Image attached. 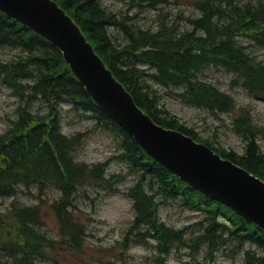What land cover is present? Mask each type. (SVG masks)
Returning <instances> with one entry per match:
<instances>
[{
    "label": "trees",
    "instance_id": "trees-1",
    "mask_svg": "<svg viewBox=\"0 0 264 264\" xmlns=\"http://www.w3.org/2000/svg\"><path fill=\"white\" fill-rule=\"evenodd\" d=\"M55 1L82 26L87 38L115 76L157 123L206 143L223 157L264 179V149L258 144L257 130L248 112H243L235 121V129L247 142L245 153L239 155L216 147L211 141L200 138L193 129L181 124L160 106L159 92L151 85L152 81L166 87L182 85L184 90L176 93V96L183 102L212 113H230L236 108L233 97L199 80L195 73L208 63H218L232 72L250 95L264 100V63L257 61L246 47L237 45L235 40L248 37L264 46V0H195L194 8L200 12V17L191 19L193 30L185 31L162 21L156 29L158 31L140 29L136 33L126 18H117L107 11L108 6L104 5L107 0ZM131 1L141 5L144 0ZM151 2L149 4L156 7L158 1ZM109 24L126 28L131 33V43L116 46L106 29V26H111ZM147 47L151 51L138 54ZM0 49L16 52L12 59L0 60V91L10 88L25 100L22 107L17 108V117L11 120L8 130L0 134V199L15 197L19 188L24 186L35 187L40 194L53 187L60 193V197L51 204L60 230L69 238L68 243L73 241L77 243L74 247H78L82 225L75 220L74 200L85 188L77 184L81 182V185L82 180L88 178L84 185L90 182L92 185H102L104 176L101 170H106V167L104 164L90 166L75 162L72 154L80 147L83 135L70 136L62 132L60 106L68 103L77 111L90 112L97 126L113 132L119 139L122 161L139 176L138 183L129 192L136 212L132 229L142 230L145 227L154 238L156 243L152 248L160 258L156 264H166V249L173 241L181 245L186 241L184 231L167 226L159 216L160 205L177 200L204 216L197 223L202 232L194 239V245H207L211 250L228 248L230 244L243 250L248 245L245 251L247 264H264V231L261 228L192 189L156 163L126 131L95 105L57 48L1 12ZM139 62L152 66L150 76H146V69L137 68ZM29 78L34 79V84L27 85L30 93H25L21 89L24 83L21 82ZM32 100L41 101L47 110L35 111L34 106L31 108ZM146 186L155 189V193L149 194ZM73 188L76 189L73 191ZM9 214L8 219L12 222L10 228L5 224L1 226L0 220V229L3 227L0 230V264H8L12 260L16 264L47 262L53 240L41 229L43 215L39 205L25 206L14 202ZM135 236L142 238L138 239L139 243H148V237L138 233Z\"/></svg>",
    "mask_w": 264,
    "mask_h": 264
},
{
    "label": "rangeland",
    "instance_id": "rangeland-1",
    "mask_svg": "<svg viewBox=\"0 0 264 264\" xmlns=\"http://www.w3.org/2000/svg\"><path fill=\"white\" fill-rule=\"evenodd\" d=\"M144 0L142 6L131 0H107L104 5L117 18H126L131 29H150L157 31L162 21L172 22L182 30L191 29V19L199 17L200 13L194 8L195 0H157L156 7ZM148 3V4H147ZM152 3V2H151ZM170 24V25H172ZM111 35L119 46L128 40V33L123 27H111ZM136 33V31H135ZM241 42L257 61L264 63V46H261L247 37ZM16 52L9 49H0V60H10ZM127 55V54H126ZM129 61V58H126ZM140 66L149 74L151 65ZM143 65V66H142ZM200 78L215 84L221 91L233 97L236 109L231 113H212L206 109L183 102L176 96L184 90L183 86H161L154 81L151 85L160 95V106L174 115L181 124L193 129L203 140L211 141L216 147L237 154L245 153L247 145L244 136L235 129V119L243 112H248L252 124L256 127L258 144L264 149V100H257L251 96L241 81L235 79L232 72L225 67L208 66L200 72ZM31 75V73H30ZM150 76V74H149ZM29 80L23 81L30 85ZM34 84V81L32 82ZM29 93V92H27ZM31 103L35 111L44 112L46 105L41 101ZM25 100L14 97L9 89L0 92V134L5 132L12 119L16 117V109L21 108ZM60 115L62 132L73 136L82 133V143L74 151L75 159L90 166L104 164L105 170L101 175L106 179L100 185H89L81 191L74 209L75 220L82 226L79 235L78 247L68 243L69 238L63 235L60 224L51 207L52 202L60 196L53 187H49L41 194L37 188L21 187L16 197L0 199L1 226H12L9 221V209L13 203L27 206L39 205L43 215L42 231L53 240L50 247L49 259L43 264H156L160 261L156 251L149 245L156 243L145 229H132L136 216L133 201L129 196L130 189L139 181L138 174L132 172L120 157V143L113 132L96 127L90 112L77 111L67 103H62ZM148 192H153L146 186ZM161 220L169 227L177 230L184 229L188 244H179L173 241L170 250L175 249L164 259L166 264H247L245 249L234 247L211 250L207 245H194L202 230L197 225L203 219L201 212L193 211L183 202L169 201L160 208ZM7 219V220H6ZM6 220V222H5ZM1 227V231H2ZM144 235L148 245L139 243L136 234ZM196 242V240H195ZM177 247V248H176ZM11 261H9L10 263ZM12 262L16 263L14 260Z\"/></svg>",
    "mask_w": 264,
    "mask_h": 264
},
{
    "label": "water",
    "instance_id": "water-1",
    "mask_svg": "<svg viewBox=\"0 0 264 264\" xmlns=\"http://www.w3.org/2000/svg\"><path fill=\"white\" fill-rule=\"evenodd\" d=\"M0 11L63 54L99 108L108 112L155 161L264 229V181L207 145L158 125L106 67L82 29L53 0H0Z\"/></svg>",
    "mask_w": 264,
    "mask_h": 264
},
{
    "label": "bare ground",
    "instance_id": "bare-ground-1",
    "mask_svg": "<svg viewBox=\"0 0 264 264\" xmlns=\"http://www.w3.org/2000/svg\"><path fill=\"white\" fill-rule=\"evenodd\" d=\"M166 0H162V1H160L161 3H163V2H165ZM143 3H144V1H142ZM142 2H141V5H139V6H142ZM102 3V2H101ZM264 5V4H263ZM106 7V6H105ZM107 11L110 13V14H112L113 12L112 11H109L108 10V8H107ZM200 13V12H199ZM89 15V14H88ZM81 16V15H80ZM73 17V16H72ZM90 17V16H89ZM200 17V16H199ZM199 17H197V18H199ZM86 18H87V16H86ZM196 18V17H195ZM73 19H74V17H73ZM76 23H77V21H75ZM172 23V22H171ZM78 24V23H77ZM79 25V24H78ZM109 25H111V26H106V29H108V31H109V33L111 34V32H110V28L111 27H117V28H119V27H121V26H119V25H112V24H109ZM80 26V28L82 29V26L81 25H79ZM168 27V26H167ZM124 28V27H123ZM166 28V27H165ZM141 28H137V29H132L133 30V32L135 33V31L136 32H138V30H140ZM239 29L241 30V28L239 27ZM239 29H238V31H239ZM243 29V28H242ZM83 30V29H82ZM124 30H126L127 31V29L126 28H124ZM141 30H143V29H141ZM148 31H151V32H155V31H152V30H150V29H147ZM156 30V29H155ZM186 30H193V25H192V28L191 29H186ZM185 30V31H186ZM262 30H264V29H262ZM158 31V30H157ZM243 31V30H242ZM245 31V30H244ZM260 31V30H259ZM163 32V31H162ZM237 32V31H236ZM127 33H128V40H127V42L125 43V44H122V47L123 46H125V45H127V44H129V43H131V40H130V35L129 34H131V33H129L128 31H127ZM146 33V32H145ZM243 33V32H242ZM171 34V33H170ZM139 35V34H138ZM155 35V34H154ZM239 35V34H238ZM133 36H134V34H133ZM162 36V35H161ZM221 37V36H220ZM226 37V36H225ZM233 37H234V35H233ZM233 37H232V39H233ZM111 38H112V40L114 41V39H113V37H112V35H111ZM183 39V38H182ZM231 39V40H232ZM242 39H247V37H243ZM236 41H237V45H241L242 47L244 46V44L241 42V39L240 38H237V39H235ZM115 42V41H114ZM235 42V41H234ZM233 42V43H234ZM258 42H260V41H258ZM262 42V41H261ZM264 42V41H263ZM175 43V42H174ZM214 43V42H213ZM217 43V42H216ZM114 44H116V43H114ZM181 44H182V42H181ZM232 45V44H231ZM116 46H119V45H117L116 44ZM245 47V46H244ZM237 48V47H236ZM239 48V47H238ZM234 49V48H233ZM244 49V48H243ZM242 49V50H243ZM246 49V48H245ZM120 50V49H119ZM148 51H151V50H149V48L147 47V48H143L140 52H138V54H141V53H146V52H148ZM34 53V52H33ZM210 53H211V51H210ZM217 53V52H216ZM36 54V53H35ZM212 55V54H211ZM248 55V54H247ZM208 56V55H207ZM212 57V56H211ZM214 57V56H213ZM100 58L102 59V61L104 62V64L106 65V67L108 68V70H110L111 72H112V74L113 75H115L114 74V72L112 71V69L108 66V64L104 61V59L101 57V55H100ZM249 59V58H248ZM135 60H139V59H136L135 58ZM134 60V61H135ZM252 61H253V59H252ZM142 63L141 62H139L138 64H137V68H139V69H142L141 68V65ZM262 64V63H261ZM211 65H214V66H221V67H224V65H221V64H218V63H208L206 66H204V67H202V68H200L199 69V71H197V72H195L196 73V77L199 79V80H202V81H205V83L207 82L208 84L210 83V84H212L213 86H215V87H217L215 84H213V83H211V82H208V81H206V80H203V79H201L200 78V71L202 70V69H204V68H206V67H208V66H211ZM259 65H260V63H259ZM143 66V65H142ZM263 66V65H262ZM200 67V66H199ZM257 67V66H256ZM260 67V66H259ZM257 71V70H256ZM27 74H29V72L27 73ZM29 76H30V74H29ZM146 76H149V74H146ZM26 77V76H25ZM138 78V77H137ZM148 78V77H147ZM34 81V79H32L31 78V80H29V82H30V85H32V82ZM139 82V81H138ZM21 83H23V81L21 82ZM156 83V82H155ZM36 84V83H35ZM45 84V83H44ZM52 84V83H51ZM147 84V83H146ZM145 84V85H146ZM158 84V83H157ZM24 85V84H23ZM46 85V84H45ZM60 85V84H59ZM142 85H144V83L142 84ZM159 85H161V84H159ZM54 86V85H53ZM147 86V85H146ZM161 86H163V85H161ZM179 86H182V85H179ZM44 87V86H43ZM47 86H45V88H46ZM59 87V86H58ZM126 87V86H125ZM45 88H41L42 90L43 89H45ZM127 88V87H126ZM218 88V87H217ZM7 89H9L10 90V93L14 96V97H16L17 99H19V101H20V97L19 96H17L16 94H15V92H13L10 88H7ZM21 89L25 92V93H27V92H29L30 93V91H29V87L28 86H22L21 85ZM54 89V88H53ZM59 90H60V88H58ZM57 89V90H58ZM128 89V88H127ZM219 90H221L220 88H218ZM48 90V89H47ZM50 90V89H49ZM57 90H55V91H57ZM61 91H63V90H61ZM42 93H44L43 91H41ZM38 93V92H37ZM59 93V92H58ZM50 94V93H49ZM44 95V94H43ZM48 95V94H47ZM38 96V95H37ZM57 97V96H56ZM62 97V96H61ZM48 98V97H47ZM43 99V98H42ZM61 99H63V98H61ZM65 99V98H64ZM67 99V98H66ZM155 100V99H154ZM61 101V100H60ZM145 103V102H144ZM68 104V103H67ZM70 105V104H69ZM70 106H72V105H70ZM159 106V105H158ZM59 107V106H58ZM19 108V107H18ZM147 110V109H146ZM82 111H84V110H82ZM149 111V110H148ZM158 111H159V109H158ZM86 112V111H85ZM146 115H148V116H150L151 118H152V116L150 115V113H148L147 111H143ZM161 112V111H160ZM164 112V111H163ZM107 115H109V117H111V118H113L108 112H105ZM170 113V112H169ZM168 114V113H167ZM170 116V115H169ZM166 117V116H165ZM153 119V118H152ZM235 121H236V119H235ZM234 124H236V123H234ZM158 125H160V126H163V125H161V124H158ZM236 126V125H235ZM3 134V133H2ZM121 134V133H120ZM72 140V139H71ZM73 141V140H72ZM72 145H73V143H72ZM139 147L143 150V151H145L140 145H139ZM73 151V150H72ZM72 155H74V153L72 154ZM73 158H74V160H75V162H78L76 159H75V157L73 156ZM79 164H82V163H80V162H78ZM85 164V163H84ZM86 165V164H85ZM84 167H88V166H84ZM89 170V169H88ZM106 171V170H105ZM104 176V179H106V176H107V172H106V174L105 175H103ZM90 178V177H89ZM92 178V177H91ZM82 181H84L81 185H80V183L79 184H77V185H79V186H82V187H86V186H89V185H92V182H90V183H87L86 185H84L86 182H88L89 180H88V178H86V179H84V180H82ZM16 185V184H15ZM93 185H98V184H93ZM100 186H102V185H100ZM17 188H19V186L17 187ZM78 188V187H77ZM76 188H73V191L75 190ZM81 189H83V188H81ZM16 191V190H15ZM72 191V192H73ZM153 192H148L149 194H154L155 193V189L154 190H152ZM71 192V193H72ZM131 197V196H130ZM80 198V196L77 198V199H79ZM77 199H75L74 200V202L76 203V201H77ZM131 199H132V197H131ZM132 201H133V204H134V200L132 199ZM160 207H161V205H160ZM134 210H135V208H134ZM159 215H160V208H159ZM161 217V216H160ZM238 218V217H237ZM135 219V218H134ZM239 219V218H238ZM134 222V221H133ZM133 226V225H132ZM250 226V225H249ZM254 228V227H253ZM143 229H145V231H147V228H143ZM256 229V228H255ZM183 231H184V229H182ZM264 230V229H263ZM185 232V231H184ZM186 233V232H185ZM261 234V233H260ZM263 234V233H262ZM259 236V235H258ZM263 237V236H262ZM136 239H139V240H142V238H140V237H138V238H136ZM146 240V239H145ZM145 244L147 245V246H149L148 244H147V241L145 242ZM184 244H188L187 243V241H185V243ZM259 246V245H258ZM220 248H224V247H220ZM175 249V247H173L171 250H170V247L169 248H167L166 249V256H168L173 250ZM219 249V248H218ZM217 249V250H218ZM252 251V250H251ZM8 264H16V263H14V262H10V263H8Z\"/></svg>",
    "mask_w": 264,
    "mask_h": 264
}]
</instances>
